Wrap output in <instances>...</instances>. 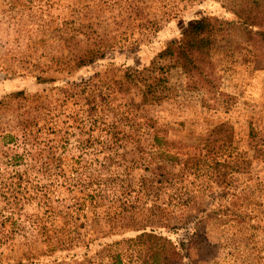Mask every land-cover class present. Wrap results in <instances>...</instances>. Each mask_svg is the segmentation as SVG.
Returning <instances> with one entry per match:
<instances>
[{"label": "rangeland", "instance_id": "1", "mask_svg": "<svg viewBox=\"0 0 264 264\" xmlns=\"http://www.w3.org/2000/svg\"><path fill=\"white\" fill-rule=\"evenodd\" d=\"M239 3L0 0V264H136L142 231L179 264H264V52ZM205 15L215 89L174 66L151 98L126 87Z\"/></svg>", "mask_w": 264, "mask_h": 264}, {"label": "trees", "instance_id": "2", "mask_svg": "<svg viewBox=\"0 0 264 264\" xmlns=\"http://www.w3.org/2000/svg\"><path fill=\"white\" fill-rule=\"evenodd\" d=\"M236 17L248 38L264 52V0H240ZM216 26L215 19L210 16L197 18L186 27L177 43L168 44L149 65L126 70L123 83L128 88L138 90L144 99L151 98L164 90L166 74L174 66L187 78V89H215L208 37ZM70 55L74 66L81 68L103 57L105 52L92 47L72 51ZM232 131V126L224 122L212 129V132L221 134L223 143L232 140ZM129 242L142 246L136 250V264H179L183 259L182 248L159 233L142 231ZM107 256L111 264H124L122 253L112 245L108 246Z\"/></svg>", "mask_w": 264, "mask_h": 264}]
</instances>
